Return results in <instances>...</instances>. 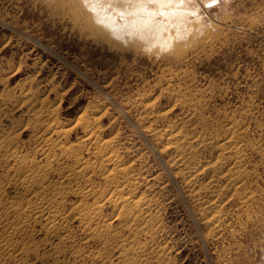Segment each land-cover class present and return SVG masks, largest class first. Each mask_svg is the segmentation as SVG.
<instances>
[{"label":"rangeland","instance_id":"1","mask_svg":"<svg viewBox=\"0 0 264 264\" xmlns=\"http://www.w3.org/2000/svg\"><path fill=\"white\" fill-rule=\"evenodd\" d=\"M44 119L70 130L68 144L89 127L112 141L124 172L94 181L123 210L101 203L96 234L70 211L64 233L35 222L0 264H264V0H0L6 201L24 193L9 167L43 162ZM168 129L195 137L188 164ZM221 141L242 156L225 174L209 170Z\"/></svg>","mask_w":264,"mask_h":264},{"label":"bare ground","instance_id":"2","mask_svg":"<svg viewBox=\"0 0 264 264\" xmlns=\"http://www.w3.org/2000/svg\"><path fill=\"white\" fill-rule=\"evenodd\" d=\"M44 113L47 118L53 115L50 109H45ZM80 119L84 118L82 117ZM44 121L46 123L41 133L43 140V151L41 152L43 162H39L33 158L34 156H31L32 158L26 157L18 159L17 162L15 161V164L9 167L14 178L13 183L21 185L24 189L23 196L16 200H4L2 197V185L0 184L1 255L7 252L9 253L10 250L16 247L24 248L25 240L32 234V224L35 222L42 221L44 223L43 228L48 233H64L66 230L64 224L65 214L67 211H70L79 220L94 223L90 230L92 234H96L99 226H105L107 224L106 220H102L99 217L101 203L104 201L113 203L118 207L119 214L123 210V205L119 202L122 198L120 197L121 195L119 196L120 193L118 190L114 188L106 194L101 193L99 184L94 181V176L98 172L97 170H101L103 183L106 184V187H110L115 185L117 176L124 172L122 169L124 168L123 165L122 168H118L120 167V160L118 161L117 154L115 153L116 150L114 149V151L112 148V141L100 138L95 133V129L89 127L84 128L83 136L75 144H68L66 138L70 131L69 129L57 126L56 124L58 123H52L53 121L48 122L47 119H44ZM94 126L95 128L97 127V125ZM230 130H227L226 133L232 136L233 132ZM53 133L57 134L59 138H51ZM160 137L165 139L167 144L174 145L179 162L188 164L193 160L192 147L188 144L191 140L195 139L194 136L186 140L187 138L180 135L176 130L168 129V131L160 134ZM176 138L179 141L172 142ZM221 142H214L215 145L214 143L212 144V148L217 152V156L215 155V167L209 169L212 173H215L219 169L222 170V173L224 169L227 170L226 168L229 170L230 166H232V169H237L240 166L242 156L240 157L238 154L239 149L235 152L233 143L231 145L229 144L230 146L226 144L228 146L226 148L227 146L225 147L224 141ZM234 143L236 144V142ZM0 144L3 143L1 142ZM41 148L38 147L36 150L40 152ZM227 150L234 151L233 156L231 154L232 157H224ZM13 155L14 152L8 156L13 157ZM60 161H63L61 167L56 169L54 164ZM239 172H234L237 174V181L239 180L238 177L240 178L242 175L241 173L239 175ZM53 173L57 176L56 180H52L51 178V174ZM70 195L77 196L79 199L78 202L67 206V199ZM88 198H93L92 203H87L86 200Z\"/></svg>","mask_w":264,"mask_h":264},{"label":"snow or ice","instance_id":"3","mask_svg":"<svg viewBox=\"0 0 264 264\" xmlns=\"http://www.w3.org/2000/svg\"><path fill=\"white\" fill-rule=\"evenodd\" d=\"M85 2H87V0H85ZM213 2H215V0H213Z\"/></svg>","mask_w":264,"mask_h":264}]
</instances>
